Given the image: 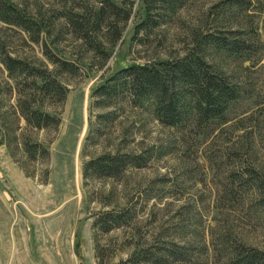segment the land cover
<instances>
[{
	"label": "rangeland",
	"instance_id": "rangeland-1",
	"mask_svg": "<svg viewBox=\"0 0 264 264\" xmlns=\"http://www.w3.org/2000/svg\"><path fill=\"white\" fill-rule=\"evenodd\" d=\"M0 3L31 23L0 20V264H147L170 243L192 256L168 264H215L221 238L264 252V0ZM5 57L29 70L9 73ZM185 57L235 85L219 117L168 127L151 100L98 91L122 68ZM20 107L56 123L30 125Z\"/></svg>",
	"mask_w": 264,
	"mask_h": 264
},
{
	"label": "trees",
	"instance_id": "trees-1",
	"mask_svg": "<svg viewBox=\"0 0 264 264\" xmlns=\"http://www.w3.org/2000/svg\"><path fill=\"white\" fill-rule=\"evenodd\" d=\"M181 0H145L146 10L151 13L158 6L165 10H172L179 5ZM159 4V5H157ZM117 9V8H115ZM0 20L6 23L23 26L31 24L25 20L15 7L0 3ZM155 26L158 21L152 19ZM225 50L231 53H239L244 47L236 41L227 39H213ZM238 49V50H237ZM5 68L9 73L24 72L27 66L22 61L5 57L3 60ZM67 63H62L66 66ZM33 70V69H31ZM33 73V72H32ZM35 74V73H33ZM34 78V77H33ZM46 83L42 85V93H52L56 91L54 81L44 78ZM108 85L100 87L98 90L105 94L110 90L115 92L117 88H127L129 95L134 100H151V108L156 118L165 126H176L183 122L189 113H194L200 121H207L219 117L227 105L237 98L235 85L226 78L212 72L204 62L198 58L185 57L172 62L158 63L155 65L129 66L122 68L110 80ZM23 106V104H22ZM28 124L35 127L50 126L56 121L49 115L32 108L20 107ZM31 158H35L36 151L46 154V150L38 145L26 144ZM111 164L105 166L108 172H118V166L132 164L135 158L126 157L119 160L114 158ZM98 162V161H97ZM90 162L89 165H94ZM99 166H97V169ZM112 223H115L112 221ZM218 259L215 264H264V252L254 249H245L243 246L235 248L229 246V241L225 238L219 239ZM160 255L146 257L147 264H168L171 263H191L190 246L170 243L168 249H160ZM206 249L202 246V252ZM217 256V254H216ZM220 256V257H219Z\"/></svg>",
	"mask_w": 264,
	"mask_h": 264
}]
</instances>
